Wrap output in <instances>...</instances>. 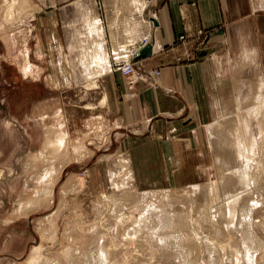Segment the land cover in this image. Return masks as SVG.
I'll use <instances>...</instances> for the list:
<instances>
[{
  "label": "rangeland",
  "instance_id": "374dc122",
  "mask_svg": "<svg viewBox=\"0 0 264 264\" xmlns=\"http://www.w3.org/2000/svg\"><path fill=\"white\" fill-rule=\"evenodd\" d=\"M41 1L0 0V264H29L33 255L37 264H98L94 253L101 247L104 264H174L168 252L173 247H157L161 236L144 225L159 210L186 220L190 212L196 219V212L209 208L223 228L218 208L233 197L238 211L226 223L234 229L223 235L204 227L187 230L201 244L193 262L183 264H264V125L252 113L257 88L264 96V10L251 16L253 29L203 35L199 42L207 46L195 54V92L189 101L134 67L140 111L137 121L126 113L128 122L120 121V128L114 125L116 106L109 110L98 101L108 92L118 106L130 104L123 91L127 78L114 73L109 88L100 79L99 89H90L75 64L81 54L79 34L85 31L79 0H68L51 13ZM95 6L90 16H98ZM21 32L32 67L27 78L13 46ZM240 35L258 54L255 66L241 65L225 87L224 92L234 88L241 98L227 115L245 116L247 136L258 147L235 163L217 151L210 135L212 64L227 54L236 58L244 44ZM90 103L96 107L88 109ZM56 107L70 126L67 149L45 142L63 135L57 130L62 115ZM241 170L248 172L249 182L244 190L230 189Z\"/></svg>",
  "mask_w": 264,
  "mask_h": 264
},
{
  "label": "crops",
  "instance_id": "0c3cea01",
  "mask_svg": "<svg viewBox=\"0 0 264 264\" xmlns=\"http://www.w3.org/2000/svg\"><path fill=\"white\" fill-rule=\"evenodd\" d=\"M41 2L51 13L56 12L57 7L58 10L66 7L68 0ZM94 4L99 10L98 16H90ZM260 9L264 10L260 0H151L150 3L143 0H79V14H82L79 24L85 31L79 34L81 54L78 59H74L75 64L82 69L86 87L97 90L100 79H105L103 81L109 88L114 73L121 75L116 65L129 59L133 61L139 49L148 43L145 39L150 38L152 55L134 62V67L148 71L155 80L172 88L176 98L189 101L195 92V54L207 46L199 40L213 30L253 29L254 23L250 18ZM150 17L156 19L157 25L153 24ZM181 35L184 39L180 40ZM240 36L244 44L235 54L242 48L251 49L246 44V37ZM251 51L255 63L258 53L254 47ZM39 53L40 49L37 57L41 58L42 53L38 56ZM157 69L158 75L152 72ZM133 87L135 91L129 93ZM139 87L138 83L128 86L123 81V91L127 92L125 96L132 99L124 107L118 106L115 97L108 92L99 99V105H105L109 110L114 106L118 109L119 119L114 125L123 128L119 124L123 120L128 122L126 113L137 121L140 111ZM86 107L94 109L96 106L90 103ZM164 114L168 116L167 112Z\"/></svg>",
  "mask_w": 264,
  "mask_h": 264
},
{
  "label": "bare ground",
  "instance_id": "6f19581e",
  "mask_svg": "<svg viewBox=\"0 0 264 264\" xmlns=\"http://www.w3.org/2000/svg\"><path fill=\"white\" fill-rule=\"evenodd\" d=\"M260 1L264 4V0H260ZM17 36H18V37H16L17 40L14 39L15 40L14 42H16V43H13V46L17 50V52L21 55V56L16 57L17 62H20L22 64V66L20 67L21 74L24 78H27L29 76V74L32 73V67L28 63V57L30 54L28 51V42L25 39V35L23 34V32H21ZM22 45H24V46H22ZM41 53H39L38 56H40ZM37 54L38 53H36V55ZM151 55H152V52H151ZM145 58H148V57H145ZM140 59H142V58H139L138 60L132 61V62H138ZM214 61H215L214 65H213L214 69L212 70V79H213L212 86H213L215 92H213L212 94L210 93L213 97V103H211L212 104L211 108L214 111V119H213V123L210 125V131H211L210 135L212 134L215 136L214 140H215V144H216V148H217L218 152L223 154L227 160H231L235 163H238V162L241 163L243 161L242 159L248 158V157L255 154V151H256V148L258 147L257 146L258 144L257 143L254 144V141H250L248 136H247L248 125L245 122L246 120H245L244 115H235V116L234 115L233 116L227 115L229 112H231L233 110V108L237 107L238 103L240 104L241 98L238 97V95L240 93L236 92L237 90L235 91L234 88L232 91H227V92H224V89L226 86H230L229 81L231 80L232 74L234 72H237L238 69L241 67V65H244L246 62H248V63L252 64V66H255L254 65V55H253L251 49L242 48L240 50V52H238V54H236V58L230 57L227 54L225 56L215 58ZM33 75H35V74H33ZM32 77L33 76H31V78ZM262 86H264L263 83H262ZM258 91H259V88H257V91H255V94H256V99H255L256 103L255 104L256 105H255L252 113H253L254 119H257V122H259L261 125H264V96L260 93L261 91L260 92H258ZM55 112L59 115H62L61 119L58 116L59 119L57 118L58 121H57L56 126L59 128L57 130H60L63 135L57 136L52 140L49 137H47L45 139V142L47 143V146L55 145V146H58V148L67 149L68 148V144H67L68 143V132H69L70 126L68 125L67 120H64L63 112L59 111V109L57 110V107L55 108ZM56 113H55V115H56ZM249 117H250L249 120L253 119L251 117V115ZM207 132H208V130H207ZM210 138H212V136ZM214 140H213V142H214ZM77 148L79 149V146H74L73 151L77 152ZM240 160H241V162H240ZM237 167H239V166H237ZM241 168H243V167L241 166ZM235 169H234V171H235ZM55 170H56V167H55L54 171ZM242 170H241V174L239 173L240 177H237V175L235 174L237 177V181L233 180L230 189L241 190L244 188L243 185H245L246 183L249 182L248 180H246L245 175H244V174H248V172L247 171L242 172ZM230 171H232V170H230ZM239 172H240V170H239ZM253 172H254V170H253ZM253 172L251 174H253ZM224 174H225V172H224ZM226 175H228V174H225L224 176H226ZM232 176H234V175H232ZM252 176H254V175H252ZM248 177H249V175H248ZM231 178H234V177H231ZM227 179L228 178L225 179L226 182L227 181L229 182L230 178L228 180ZM222 180H224L223 177H222ZM223 184L225 185V183H223ZM236 185H238V186L234 187ZM212 186H214V185H212ZM216 188L218 189V186L215 187V189ZM222 188H221V192L223 189H225V188H223V189ZM216 192H218V191L216 190ZM212 194H211V196H213ZM217 195L219 196V194H217ZM212 199H214V197ZM239 200H241V199H239ZM237 203H238V198H234V197H233V199H231L226 204L220 203L221 205H220V208H218V211L220 212L219 215L224 217V220H225V224H224L223 228L218 227L219 226L218 220L212 219L211 215H210V213H211L210 209L206 208L204 211L196 212L197 213L196 219H193L194 218L193 217L194 212H190L187 215V217H185L186 220L182 219L183 217L175 219V217L172 215H171L172 216L171 217L169 215V213L164 214V210H159L158 215H156V213H154L156 216H153V217H155V218H152L151 222H149V223H151L152 226L148 225L149 223H147L146 226L144 225V229H146L147 232L152 231V232L156 233L157 235L161 236L160 239L157 240L158 241L157 247H161L162 250L168 249L169 247H173V249H171V250L169 249L168 252H169L171 260H172V262H174V264H183L185 261H188V262L192 261L193 262V259H194L193 255L199 251L198 248L200 247L199 244H201V243L197 240L198 237L196 239L193 235L188 234L186 231L188 230L189 232L191 231L193 233L195 229H197V228L199 229L202 227H204V229L209 228V229H211V231L213 229V231H216L220 235H223V232L228 233L229 231H232L234 228L229 227L227 225L226 221L230 220L232 217H234L236 211H238L236 209ZM212 207H213V205H212ZM153 210H152V212H153ZM248 210L250 211L251 208L249 207ZM159 214L160 215L162 214V215L159 216ZM216 216L218 217L217 213H216ZM219 222H220V220H219ZM140 230H143V228ZM144 232H146V231L144 230ZM97 251H98V253L97 252L94 253V256H96L97 254H98V256L97 257L92 256V257L98 259V261H97L98 264H104V262L106 260V255H105L103 248L101 247ZM175 255H176V257H175ZM30 257H31V261L28 262L29 264H37L38 263V261L36 259H34L35 258L34 255L30 256ZM36 258H37V256H36ZM77 260L79 261V258H77ZM182 260H184V262ZM246 260L250 261L251 259L249 257H247ZM90 262L88 261L87 264H89ZM185 263H187V262H185ZM190 264H192V263H190ZM248 264H253V261L251 260Z\"/></svg>",
  "mask_w": 264,
  "mask_h": 264
},
{
  "label": "built area",
  "instance_id": "2783aa9c",
  "mask_svg": "<svg viewBox=\"0 0 264 264\" xmlns=\"http://www.w3.org/2000/svg\"><path fill=\"white\" fill-rule=\"evenodd\" d=\"M146 3H150L151 0H143ZM179 39H184V37L181 35L179 36ZM150 38L145 39V42H151ZM116 68L120 71V73L127 78V85L132 86V84L137 80L136 71L134 69V62L129 59L128 61H125L123 63L117 64Z\"/></svg>",
  "mask_w": 264,
  "mask_h": 264
},
{
  "label": "water",
  "instance_id": "95a60500",
  "mask_svg": "<svg viewBox=\"0 0 264 264\" xmlns=\"http://www.w3.org/2000/svg\"><path fill=\"white\" fill-rule=\"evenodd\" d=\"M150 20L154 25H157V21L154 17H150ZM152 44L150 42L144 44L138 51V53L133 57V61L138 60L139 58H145L151 56Z\"/></svg>",
  "mask_w": 264,
  "mask_h": 264
}]
</instances>
